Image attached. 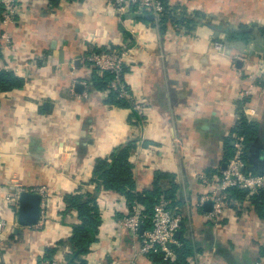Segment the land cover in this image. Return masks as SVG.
<instances>
[{
  "label": "crops",
  "instance_id": "0c3cea01",
  "mask_svg": "<svg viewBox=\"0 0 264 264\" xmlns=\"http://www.w3.org/2000/svg\"><path fill=\"white\" fill-rule=\"evenodd\" d=\"M164 2L166 18L130 10L120 23L112 0H17L9 28L14 50L0 47V67L25 80L0 91V217L9 222L0 264H40L48 248L66 264L71 249L57 243L79 219L64 196L94 191L88 183L96 159L130 141L137 191L152 189L157 173L170 175L164 188L177 187L180 232L196 252L190 264L264 263V220L253 194L226 198L216 225L199 206L225 169V140L241 114L257 132L245 169L264 175V0ZM98 47L127 51L123 80L141 115L107 104V92L91 84L95 71L86 57ZM14 174L25 191H43L36 225L11 227L18 208L4 197L15 189ZM95 191L102 224L87 263L154 264L119 223L129 214L126 198Z\"/></svg>",
  "mask_w": 264,
  "mask_h": 264
},
{
  "label": "trees",
  "instance_id": "16d2710c",
  "mask_svg": "<svg viewBox=\"0 0 264 264\" xmlns=\"http://www.w3.org/2000/svg\"><path fill=\"white\" fill-rule=\"evenodd\" d=\"M60 1L63 0H49L54 6L58 5ZM168 10L169 9L165 5V11L163 13L165 18L169 16ZM260 32L264 36V29H260ZM91 50L97 52L113 51L99 47ZM93 68L95 72L92 76L91 84L96 90L107 92L106 103L115 105L119 108L130 109L134 112L130 101L120 97L119 92L111 87L113 75L109 72H103L100 75L97 69L95 67ZM24 83L25 80L14 75L13 72L6 70L0 71V91L19 89ZM256 133L255 125L249 122L245 115L241 114L230 137L225 140V149L227 152L225 162H228L233 155L234 147L231 143L234 141L236 135H243L245 137L247 151L249 142ZM134 149L135 144L130 141L128 144L115 149L109 156L97 158L94 164L92 178L88 185H94L95 190L112 191L124 196L128 203L129 213H132V207L134 205H142L144 207L141 214L143 220L142 231H146L151 229L154 206L161 198L166 199L169 209L175 210L177 208V187L171 184L170 187L164 188L160 182L165 179L168 180L170 175L157 173L152 189L142 192L137 191L133 172L134 166L130 161ZM95 190L91 192L78 189L74 193H69L64 196V205L66 209L75 211L79 219V223L73 227L70 237L66 241L61 240L57 243L58 246L69 245L71 249V254L66 264H88L85 256L90 251L91 245L98 239L102 219ZM227 193L228 199L231 197L243 199L247 195V191L235 188L229 189ZM251 202L258 216L264 220V189L251 195ZM140 240L141 237H139V241ZM176 240L181 246L172 245V249L175 252L174 259L164 260L163 254L161 253H150L147 256L154 264H190V259L196 254L192 244L181 233L176 237ZM55 254L56 248L46 249L42 259H40V264L44 261H53Z\"/></svg>",
  "mask_w": 264,
  "mask_h": 264
},
{
  "label": "built area",
  "instance_id": "2783aa9c",
  "mask_svg": "<svg viewBox=\"0 0 264 264\" xmlns=\"http://www.w3.org/2000/svg\"><path fill=\"white\" fill-rule=\"evenodd\" d=\"M115 9V15L120 23L124 22V16L133 10L135 13L143 15L150 13L154 16H162L165 11L164 0H112ZM3 8L2 16L0 19V47L1 51L8 54V51L14 50L12 44V36L9 28L16 22L18 12L17 0H1ZM221 43H214V48L220 50ZM127 51L113 50L110 52H97L91 50L86 57V61L95 67L101 75L103 72H109L113 75L111 87L119 92L120 97L130 101L133 111L137 114H142V109L138 104H134V97L129 91L128 86L123 80V70L126 65ZM242 59L246 62V59ZM9 71L7 65L0 67V71ZM264 89V84H263ZM72 94L76 98H82L74 92ZM233 155L226 163L225 169L220 173L216 179L215 184L209 194L205 195L199 206L202 207L207 201L213 202V208L208 212V217L216 224L221 220L226 206V198H228L227 191L235 188L245 190L248 193L256 194L264 189V175H252L245 169V154L246 142L243 135H236L233 141ZM201 181L210 185L211 183L205 178L200 176ZM10 183L15 187L14 191L4 197V203L18 208L19 199L22 192L25 190L20 186L19 178L14 174ZM35 190H32V192ZM39 195L42 197L43 191L38 190ZM144 207L136 204L132 207V213L120 220V225L126 228L132 237H141L139 244V252L142 255L150 253L163 254L164 260H172L175 258V252L172 245L181 246L176 240V233L180 230L182 216L176 211L168 208V202L165 198H161L154 206L151 229L140 231L143 227L142 211ZM9 222L0 217V237L6 231ZM42 264H58L54 260L44 261ZM258 264H264L259 262Z\"/></svg>",
  "mask_w": 264,
  "mask_h": 264
},
{
  "label": "water",
  "instance_id": "95a60500",
  "mask_svg": "<svg viewBox=\"0 0 264 264\" xmlns=\"http://www.w3.org/2000/svg\"><path fill=\"white\" fill-rule=\"evenodd\" d=\"M153 15H150L148 19H152ZM80 88V85H77L76 88ZM226 165H224V168ZM40 207H41V198L39 194L33 193L32 191H24L20 195L19 206H18V221L19 224L23 227H29L36 225L40 221ZM204 208L207 211H211L213 208V202L207 201L204 204ZM140 231H142L140 229ZM180 230L177 231L176 237L180 235Z\"/></svg>",
  "mask_w": 264,
  "mask_h": 264
},
{
  "label": "rangeland",
  "instance_id": "374dc122",
  "mask_svg": "<svg viewBox=\"0 0 264 264\" xmlns=\"http://www.w3.org/2000/svg\"><path fill=\"white\" fill-rule=\"evenodd\" d=\"M14 225L20 226V225H19V223H18V224H16V221H13V224H12V226H11V227H14ZM55 262H56V261H55Z\"/></svg>",
  "mask_w": 264,
  "mask_h": 264
}]
</instances>
